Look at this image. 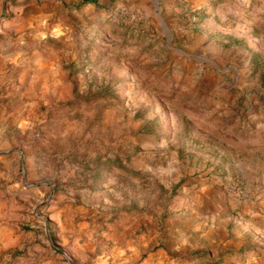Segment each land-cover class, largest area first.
Here are the masks:
<instances>
[{
	"label": "rangeland",
	"instance_id": "374dc122",
	"mask_svg": "<svg viewBox=\"0 0 264 264\" xmlns=\"http://www.w3.org/2000/svg\"><path fill=\"white\" fill-rule=\"evenodd\" d=\"M0 264H264V0H0Z\"/></svg>",
	"mask_w": 264,
	"mask_h": 264
},
{
	"label": "trees",
	"instance_id": "16d2710c",
	"mask_svg": "<svg viewBox=\"0 0 264 264\" xmlns=\"http://www.w3.org/2000/svg\"><path fill=\"white\" fill-rule=\"evenodd\" d=\"M94 0H81L82 3H89V2H92Z\"/></svg>",
	"mask_w": 264,
	"mask_h": 264
},
{
	"label": "clouds",
	"instance_id": "9594fccd",
	"mask_svg": "<svg viewBox=\"0 0 264 264\" xmlns=\"http://www.w3.org/2000/svg\"><path fill=\"white\" fill-rule=\"evenodd\" d=\"M54 35H59V30L58 29H54Z\"/></svg>",
	"mask_w": 264,
	"mask_h": 264
}]
</instances>
